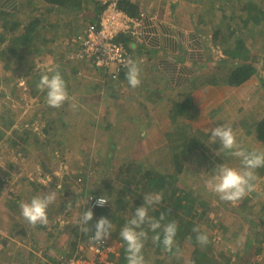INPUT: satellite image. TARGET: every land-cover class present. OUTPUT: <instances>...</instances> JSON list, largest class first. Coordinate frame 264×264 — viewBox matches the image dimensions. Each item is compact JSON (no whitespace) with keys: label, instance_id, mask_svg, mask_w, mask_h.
Returning a JSON list of instances; mask_svg holds the SVG:
<instances>
[{"label":"rangeland","instance_id":"1","mask_svg":"<svg viewBox=\"0 0 264 264\" xmlns=\"http://www.w3.org/2000/svg\"><path fill=\"white\" fill-rule=\"evenodd\" d=\"M244 1L246 0L233 3L231 0H226L224 4L225 8L221 11H217V4L218 2L221 3L217 0L208 13H204L201 8L199 9V12L208 22H210L209 19H211L212 23L216 22L220 26H224L226 22L229 21L232 25L238 28L243 25L242 20L239 19V21H237V18L234 17L230 20L229 16L230 14L235 16L236 13L239 15L243 13L239 7L243 5L242 3H244ZM209 3L210 0H206L205 5L207 4L206 6H208ZM222 11L225 15L223 17H221ZM72 15L73 13L70 12L69 15L62 20L63 23L66 24L59 29L57 28V25H55L54 28L56 29L52 30L53 34L51 32L49 33V36L52 37L53 35H56V37L59 38L62 33L58 30L67 28L66 32L68 34V32L75 28V26L86 24L89 21V18H85L83 15H78L77 18L80 17L77 19L78 24L71 23L70 25H67V21ZM30 18V14H25L23 22ZM207 23L200 25L199 28L197 26L199 29L197 32H200L207 37V44L210 51H208V64H205V71H208V74L211 76L217 72L215 71L217 66H215L214 70L211 68L214 66L212 62L218 60L219 57H223V46L211 39L213 31L211 29L212 25L211 23ZM250 24H247L248 28ZM247 26H245L246 28L243 31L238 28L237 32L240 33L242 37L246 38L249 55L255 60L254 63L257 71L250 79L238 86L231 87L226 84L219 85L215 89H212L209 87L210 85H208L204 89V92H195V101L198 102L202 108L198 109L199 112L193 123V126L197 130L199 129V131L196 130L198 133L212 129L213 124L209 117L208 109L209 107H216L219 103H223L221 108L226 107L231 113L235 111L234 108L238 106L240 107V105L241 107H244L246 103L248 108L256 103L254 110L264 112V22L255 26L251 32L247 31ZM59 40H57L54 45L56 47L55 50H52V46H47L46 43L44 44L41 41L35 43L32 42L30 45H27V48H36V50L33 49L25 58V67L17 63L18 60L7 62L8 64L6 65V61L0 58V114L2 110L9 113L10 116L13 117L12 119L14 122L10 128L3 129L4 134L2 139H0V196H6L7 192L12 190L17 191L14 186L17 184L15 179L22 173V176L27 174L33 179L37 176L35 173L40 171L35 165L39 159L37 151H39V148L42 149V147L44 149L52 148V151L54 152L52 154H54V156L52 154L50 155H52V160L57 167V178H60L63 174L69 175L70 180L67 189L71 191L70 194L73 193L77 196L71 201L72 206L66 208L69 198L64 197L68 195V192L65 187H62V180L57 179L56 182L53 183L56 193L58 191V194L61 196L59 197V200L55 202L60 215L59 219L57 217L55 220V224L53 226L51 225V232L56 233L51 236H57L61 242L64 239L66 240H64L62 245H59L61 251L52 250V253L48 252L50 255H58L62 253L63 250H66V246L68 247L70 239L67 240L69 237L65 235V232H67L69 226L78 222L82 216L83 209L86 207L85 195L89 194L87 190L89 191L90 189L95 188L101 195L106 197L107 195H110L109 193H112L113 187L118 184L116 181V177L119 173L118 165L120 162L122 164V160L127 158H139L141 162L138 163L141 166L146 168L151 167L161 171L163 164L159 159L163 157L166 159V157L170 155L168 143L171 142L167 141L169 138L166 139L165 135V129L167 128L166 119L157 116V113H165V110L169 108V103L166 106H161V103L163 102L158 101L156 106H149L148 108L144 107L142 110L138 107L140 106L139 104L137 107L132 104L127 106L131 99V101L138 102L137 98L135 100V98H133L134 95L130 94L129 99L127 98L126 101L127 105L123 102H119L121 105H117L118 107L113 108V105L105 106L106 104L109 105L111 103L108 100L101 99L100 94L96 93L97 95L95 94V97H93L95 103V116L92 112L93 109L91 108V105L89 106L88 104L90 97L87 95V92L91 87V83L96 81L100 84V86L98 85L99 87H97L100 92L102 90V82L99 78V74L96 73L97 71L92 72V69H89L87 65H84L85 62L82 61L79 62L75 60L71 61L72 63L69 64V67L74 68L77 73L76 76L74 75V78H69L72 83L71 88L68 90L71 99L65 103V106L63 105L67 110L62 111L64 109L62 106L60 108L49 107V111H46L45 107L48 105L45 101L46 97L42 98L39 95L41 92L40 90L37 93L33 92L32 90L37 88L36 85L32 84V86H29L27 81L33 71L35 73L48 74L51 72H49V70L57 65V62L62 64L68 62V53H65V47L66 45H70V42L68 44L66 42L61 44ZM38 45L42 48V51L37 50ZM229 58L230 57L227 56L225 59L229 66L224 64V69L225 67H228V69L226 68L227 70H230L231 66ZM12 67L17 68V71H13ZM207 68L213 71L207 70ZM91 73H95V78L91 76ZM228 74L229 72H224L223 77L226 79ZM217 80L219 79L217 78ZM105 84H107V81ZM152 87L154 86L152 85ZM105 88L106 87L103 89ZM96 100L97 102L101 101L103 106L98 104ZM174 100L175 98L171 99L170 102ZM236 102L238 105H233ZM72 105H75V107H72ZM123 108H127V112L132 111V113H134L133 115H130L131 118L129 122L122 120L123 118L121 117V114H118L117 116L115 115L114 117L109 114V120L114 121V124L112 128L102 132L100 131V128H97L96 126L93 127L89 122L93 119L100 120L102 116L107 115L106 113H109L114 109L124 111ZM139 109L141 110L139 111ZM145 110L146 112H149L150 116L153 118L151 125L146 122L147 115L143 112ZM47 112L49 115L53 116L54 119L62 118L64 121L69 122H67L69 124L68 127L64 130L67 137L62 135L57 137L62 139L61 143L58 141H52L49 145L43 143L44 141L42 138H44V135L41 132V128L44 124L43 114L48 115ZM159 117L162 118V120H160L161 122L154 120L155 118L159 119ZM182 119L183 117H178L177 124H180ZM233 119L230 118V120ZM249 123L250 122L247 121V124ZM84 125H86V128H89L87 131L88 136H91V139L79 142L80 133L84 130ZM0 126L2 125L0 124ZM234 127L237 129V125ZM92 128H94V131H92ZM175 129L176 132L182 131L181 125L175 126ZM99 131L101 133H99ZM46 137L51 140L52 134H50L49 137ZM12 141L20 144V154L17 152L18 146L15 148ZM37 141L39 142V145L37 144ZM113 141H115V144L113 145L114 151L109 152L108 143H113ZM254 141L255 145L258 144L256 140ZM40 142L42 144H40ZM204 144L206 147H204L205 145H203V147H196L195 151H197V153L201 151L202 154H199V156L196 157V160L188 164V170L185 169L182 173L179 172L177 180L175 179V186L177 187L178 192L192 193V195L198 197V201H201L199 208L200 212L195 220L200 224V227L203 230L208 229V226L206 225L208 220L206 219L207 216L204 214V211L208 213V217L212 218L213 224L217 225L216 227L209 229V232L213 233V239L216 242L215 245L217 250H224L226 258L229 257V261L225 260L221 264H264V240L261 243L262 250L260 253L251 254L249 260H247V255H245V251L249 247L247 244V236L249 233L253 235L255 234L257 240L264 237V225L259 226L257 223L258 217L264 218V212L258 215L256 214L259 209L257 203L264 205V171L261 172L262 168L259 169V172L257 171V174L260 177V182L259 188L256 192L251 193L236 204L221 201L218 195L212 193L206 188L205 181L214 174L216 166L219 164H225L234 168H240L241 166H235V164L230 163L229 159L226 157L218 158V156L222 155L221 152L223 150L220 148L219 144L217 145V143L212 142L211 137H209ZM59 147L61 150H58ZM261 149L262 147L260 150ZM171 151L175 152L176 150ZM49 152L50 151L48 150L46 153L48 154ZM144 157L147 158L144 159ZM35 158L38 159L34 160ZM92 167H94V169ZM12 181H15L14 185H11ZM94 181L100 185H93ZM148 190L142 187L139 190L140 192L135 194L144 195L145 193H151V191L149 190V192ZM112 195L115 198L117 197L118 200H122V198L126 197L122 193H117L116 191L113 192ZM64 201L67 203L64 204ZM139 202L140 203L136 206L129 203L124 205V201L121 202V207L123 209L121 212L118 209V212L121 213L122 218L112 223L113 228L111 229V236L106 239V252L103 253L104 256L107 257L108 254L109 257L112 253L111 251H114L113 253L115 255L118 254L116 251L117 248L122 245V242H119V239L116 238L117 234H115L114 228L118 226L119 222L127 219L129 215L134 214L137 207L143 205V197H140ZM134 204H136V202ZM151 209L152 208H149V215ZM18 210L19 209H17V212ZM19 213H21L20 210ZM221 224H224L225 228H223ZM144 228H148V226L145 225ZM8 232V228H5L4 232L0 234V239H2V237H7L8 234L6 233ZM10 236L12 240H9V243L7 242L8 254L5 257H2V259L7 261L8 264H41L49 261L51 264H56L58 258L61 257V255H64L61 254L57 256L56 260L54 257V261H51L47 257L43 260L42 256H44V253L40 251L38 252V249H34V252H30L29 257H20V251L17 249L18 245L28 247L29 244L26 245L23 241L17 243L13 240L15 239L14 235ZM234 238L238 239L237 242L233 240ZM75 241L76 245L77 243L81 244L82 250L86 252L85 254H87V256H92L91 248L89 251V248L83 244V241L81 242L80 239L78 240V238L75 239ZM0 246L2 245L0 244ZM65 253H67V251ZM144 257L146 264H179V261L183 262V264L196 263V258L192 257L191 252L185 250L183 254L180 253L178 257H171L168 254L159 255L155 250H152L149 256L146 255ZM0 264L3 263L0 262ZM115 264L121 263L115 262Z\"/></svg>","mask_w":264,"mask_h":264},{"label":"trees","instance_id":"2","mask_svg":"<svg viewBox=\"0 0 264 264\" xmlns=\"http://www.w3.org/2000/svg\"><path fill=\"white\" fill-rule=\"evenodd\" d=\"M190 1V0H187ZM193 1V0H191ZM202 1V0H201ZM217 0H210V3L208 6H204L203 10L204 13H208L209 10L214 6ZM221 3L218 2L217 4V11H221L225 8V1L226 0H218ZM233 3L241 2L243 0H231ZM256 1V2H255ZM205 3V0L203 1ZM140 0H118V5L121 7L125 12H127L130 16L137 17L140 13ZM239 7L241 9V13L235 14V16H232L230 14L229 19L231 20L232 17L237 18V21L242 20L243 25L241 27H238L241 31H243L247 26L249 25V28L247 26V31L251 32V30L258 26L259 24L264 22V0H246L244 3H242ZM105 4L100 1L95 0H42V3L38 6L31 5V18L27 21H24L23 25H20V20L18 19L17 14L15 13H9L11 16L9 18H3L4 25L2 27H5V32L8 34L6 39H2V34L0 33V58H2L4 61L11 62L12 60H18L17 63L25 67V58L28 56L29 53L32 52V50H36V48L29 49L26 46L30 45L32 42L41 41L42 43H46L47 46H52V50H55L56 47L54 46L57 40L62 44L63 42H66L67 44L70 42V45H66L65 53L68 57V62L65 64H62L60 62H57L56 66H53L51 70H49V75L53 74L55 71H59L65 80L67 84V89L69 90L72 86V83L69 78H74V75L76 76V71L74 68H70L69 64L72 63L71 61H82L85 62L84 65H87L89 69H92V72H96L99 74V78L101 79V87L102 90L99 92L98 88L100 86L99 82L96 81L94 83H91V87L89 88V91L87 92V95L90 97V100L88 102L89 106L91 105V108L93 109L92 112L95 114V107H94V101L93 97H95V94H100L101 99L108 100L111 104L105 105L110 106L113 105V108L118 107L121 105L119 102H123L126 104L127 98L129 99L130 93L129 88L131 86L123 81L122 84V75L125 74L126 68L123 70H120L116 77H112L111 73H108L106 71H102L101 68L95 66L91 60L82 59L77 60L74 57H72V54H75L78 51L79 45L74 40L76 36L81 32L85 24L77 25L75 28L70 30L67 34V28L63 30H58L62 34L59 36V38L56 37V35H53L52 37L49 36V33L52 32L54 29V26L57 25V28L64 26L62 17H59V20L52 21L51 19H48V13L50 10H56L61 9L62 12H72L74 13L71 17H69L67 21V25H70L71 23L78 24L79 18H77V14L80 16L83 15L85 18H89V23H98L99 15L102 9L104 8ZM2 11H0L1 14ZM225 16L224 12L222 11L221 17ZM210 22L207 21V19H204L203 15L199 12L197 19H196V25L198 28L200 25L204 23H211L212 25V34L211 39L213 41L217 42L218 44L222 45V53L223 57L228 56L230 57L229 62L231 64L229 74L225 80V83L231 87L238 86L244 82H246L248 79H250L257 71L255 60L251 55H249V48L247 45L246 38L242 37L240 33H238V28L232 25L229 21L226 22L224 26H220L218 23H212V20L209 19ZM68 27V26H67ZM264 31V28H263ZM48 36V37H47ZM135 38L131 36L127 32L118 33L115 36V40L121 42L129 51V53L132 55V58L135 62H137V54H144L143 48H139V45L134 40ZM135 42V43H134ZM59 43V44H60ZM135 44V45H134ZM137 45V48H136ZM205 47V45H204ZM26 48V49H25ZM39 51H42V48L37 47ZM139 48V50H138ZM143 49V50H142ZM206 49V47H205ZM141 52V53H140ZM136 53V54H135ZM145 55V54H144ZM222 57V58H223ZM226 59V58H225ZM88 63V64H87ZM13 71H17V68L12 67ZM46 74V73H42ZM95 73H91V76L94 77ZM41 73H33L30 75V78H28L29 86L36 85L39 83ZM30 79V80H29ZM107 81V84L105 82ZM99 85V86H98ZM123 85V86H121ZM106 87L105 89H103ZM33 92L37 93L39 92L38 88L32 90ZM69 92V91H68ZM191 90H188L186 92H182L178 94V97H175L174 101H171V105L166 110L165 113H157V116L164 117L166 119L167 128L165 129V135L168 142V147L170 148V155L166 157V159L161 158L159 159L160 162L163 164L162 170L153 169V168H146L141 166L138 162H141L139 158H127L122 160L118 165L119 173L117 175L116 181L118 182L117 186L113 187V190H115L117 193H122L125 195V198H122V200H118V198L114 197L112 193H109L110 195H107L108 204L104 207H95L91 210L94 213L93 221L91 222L92 225H94L101 216L108 218L111 220L112 223H114L117 220H120L122 218L121 216V202L124 201V205L126 203L138 205L140 202V197H144L143 194H135L137 192H140V188L149 189L151 193H162L163 195V201L162 203L158 205H154L150 208V216L159 219L160 214L164 213L165 219L161 221V224H167L169 222L175 221L177 224V235H176V242L179 247V251L181 254H183L184 250L189 251L192 254V257L196 258L195 264H221L225 260L229 261V257L226 258V253L224 250H217L216 248V242L213 239V233L209 232V229L216 227L217 225L213 224L212 218L208 217V213L204 211V214H206V219L208 220V223L206 225L208 226V231L203 230L200 227V224L195 220V218L199 215V208H200V202L198 201V197L195 195H192V193H185V192H178L177 187L175 186V179L177 180L179 172L182 173L185 169L188 170L187 166L190 162L196 160V157L199 156V154H202V152L195 151L196 147L205 145L204 142L211 137V129L203 132H197V130L193 123L196 120V115L198 114V109H202L200 104L196 101H194V97L191 94ZM140 97L138 98V101L143 100L142 96L143 93L140 92ZM42 98L46 97V91H41L39 94ZM97 95V94H96ZM97 97V96H96ZM98 98V97H97ZM134 98V97H133ZM46 99V98H45ZM99 99V98H98ZM132 100V99H131ZM46 101V100H45ZM97 102V100H96ZM98 104H101V101L97 102ZM117 103V104H116ZM87 104V106H88ZM223 103H219L216 107L212 108L209 107L208 114L211 119V122L213 124L212 128L220 125H228L231 126L234 133L236 134L238 142L241 144L243 148L246 150H252L253 148L264 150V112L263 111H255L256 103L253 104L250 108H248L247 103L244 107H236L234 108V112L228 111L226 107H222ZM118 105V106H117ZM148 105V104H147ZM146 105V106H147ZM233 105H238V103H234ZM65 106V104H64ZM63 106V108H64ZM103 106V105H102ZM149 106V105H148ZM247 106V107H246ZM143 108V104L141 106ZM46 111H49V106L46 105ZM97 108V107H96ZM148 108V107H147ZM119 109V108H118ZM62 110V109H61ZM67 110L64 108L62 111ZM123 111L121 110H113L109 113H106L107 115H104L101 117V119H96L89 121L93 127L100 128V131H104L107 129L112 128L114 121L109 120V114L111 116L121 114L122 120H125L126 122H129L131 116L127 112V108H123ZM132 112V111H131ZM145 112L147 115L146 119L151 125L153 122L152 116H150L149 112ZM48 114V112H47ZM44 115V124L41 128V132L44 135V138H42V141L44 144L49 145L50 142H59L61 143L62 139H59V135L67 137V134L64 132L66 127H68V123L64 121L62 118L60 119H54L51 115ZM46 115V116H45ZM156 115V114H155ZM154 120L157 122H161L162 118ZM183 117L180 124H177V118ZM237 117V118H234ZM7 118V119H6ZM13 117L10 116L9 113L2 110L0 114V139H2L4 134V128L8 129L10 126L13 125ZM233 119V120H230ZM247 121L250 122L247 124ZM87 125V124H86ZM84 125V130L82 133H80V141H87L91 139V136H88V129ZM90 125V126H91ZM181 125L182 131L176 132L175 126ZM235 125H237V129H235ZM4 126V127H3ZM92 127V126H91ZM198 128V127H197ZM94 131V128H92ZM197 130V131H196ZM99 131V133H101ZM58 133V134H57ZM52 134L51 140L47 139L46 136H50ZM41 139V138H40ZM125 139V138H124ZM126 140V139H125ZM257 141L258 144L255 145V141ZM38 142V141H37ZM217 145L219 142H215ZM12 144L17 148V152L20 154L19 148L21 147L19 143L12 141ZM39 145V142L37 143ZM40 144H42L40 142ZM115 144V141L113 143H108L109 152H113V145ZM206 147V145L204 146ZM168 148V149H169ZM50 151L48 154L47 151ZM58 150H61L60 147ZM171 150H176L175 152ZM173 152V153H172ZM54 153L52 151V148L44 149L42 147L39 148V151H37L38 157L41 158V163L44 164L46 162L51 163L52 155L54 156ZM222 155L218 156L220 157H226L229 159L230 163L235 164V166H241L240 159L237 157L232 156L229 152L223 150ZM52 154V155H50ZM54 158V157H53ZM147 157H144L146 159ZM221 161V160H219ZM230 165V164H229ZM94 169V167H92ZM259 172V169H257ZM264 171V168H262L261 172ZM140 175V176H139ZM69 176V175H68ZM67 177V181L63 183V186L67 190V194L70 195V199L68 201H73L77 196H75L71 191L67 189L68 183H69V177ZM66 179V178H65ZM91 185V184H90ZM93 185H100L99 183L93 182ZM111 187V188H112ZM97 188V186H96ZM110 190V189H109ZM148 190V191H149ZM149 191V192H150ZM89 194H95V195H101L98 193L97 189H90L87 190ZM33 194V191L31 192V195ZM135 194V195H134ZM134 195V197H133ZM136 202V204H134ZM67 203L64 201V204ZM259 206V209L257 211V215L264 212V205L261 203H257ZM85 207L83 209L84 213L88 210V208ZM238 208V207H237ZM236 208V209H237ZM118 209L120 212H118ZM119 213V215H118ZM130 218V215L127 217V219L119 222L118 226L114 228L115 234H117V239H119V242H122V245L117 248L118 254L115 255L114 253H111L109 255V259L112 261L113 264L115 262H120L121 264H127V261L125 259V248L126 244L120 237V230L122 227L126 224L127 220ZM259 218V219H258ZM257 218V223L259 226L264 225V218ZM206 220V221H207ZM79 221V220H78ZM89 225L91 228L92 225ZM199 226L200 231L203 233H206L209 237V243L206 246H201L196 241V235L197 233L193 232V228ZM223 228H225L224 224H221ZM70 227V226H69ZM80 226L78 222H76L74 225L70 227V244L74 246L75 239L78 238L83 243H86V240H88L89 237L93 234L91 231L87 234L81 233L79 230ZM145 231L148 232V239L145 241V246L143 249V255L149 256V254L152 252V250H155L157 254H168L171 257H176L175 255L171 253H167L163 249L162 244H155L153 243L151 237L155 234L153 233L149 228H144ZM254 236V237H253ZM247 244L248 248L245 251V255H247V260H249L250 255L260 253L262 250V241L264 240V237L262 239L256 238V235L249 233L247 236ZM237 242V238L233 239ZM0 244L3 246L4 244L0 240ZM7 246V243L6 245ZM223 249V248H221ZM175 251V249H174ZM31 251H28L30 253ZM4 253L7 254L8 250H4ZM44 255L46 254L45 251H43ZM71 255V254H68ZM21 257V254H19ZM238 256V255H237ZM51 261H54V259H50ZM195 260V259H194ZM222 260V261H221ZM38 264V263H37ZM41 264H51V262H43ZM179 264H183V262L179 261Z\"/></svg>","mask_w":264,"mask_h":264},{"label":"crops","instance_id":"3","mask_svg":"<svg viewBox=\"0 0 264 264\" xmlns=\"http://www.w3.org/2000/svg\"><path fill=\"white\" fill-rule=\"evenodd\" d=\"M203 1L204 0H140V36L139 39L135 38L134 40L137 45H139V48L144 49L142 50L145 55L137 54V63L141 68V84L137 88H129L131 89L129 93L134 95L135 100L136 98L138 100L141 94L140 92H142L143 100L138 102L130 100L128 105L126 102L127 106L132 104L137 107L139 104L140 106L138 107L143 110L144 107L156 106L158 101L163 102L161 106H166L168 103V106H170L172 103L170 102L171 99L178 97L179 93L188 90L192 91L191 94L195 101V92H204V89L208 85H210L209 87L212 89H215L219 85H226V79L223 77V73L230 71L227 70L228 67L224 69V64L229 66L225 60L226 56L223 58L219 57L218 60L212 62L214 66L211 68L213 70L215 66H217V68H215V71H217L216 74L211 73L212 75L210 76L208 71H205V64H208V51H210V49L207 44L206 35L197 32L199 29L197 28L195 20V13L197 19L199 9L201 8L203 10L204 8L206 0L205 3H203ZM41 3L42 0H0V11H2L0 14L1 38L6 39L8 35L5 32V27H2L4 25L3 18L7 19L11 16L9 13H15L20 20V25H23L24 15H31V5L38 6ZM79 13L81 14V12ZM68 15L69 12H62L61 9L56 8V10L49 11L48 19L56 21L59 17H62L60 20H63ZM207 70L210 69L207 68ZM217 78L219 80H217ZM122 79V84L124 81L127 85L128 81L125 74L122 75ZM152 85L154 87H152ZM142 104L143 108L141 107ZM141 109H139V111ZM128 113L130 115L134 114L132 112ZM38 158L34 159H38L35 165L40 169V171L35 173L37 176L33 179L27 174L22 176V173L15 179L17 182L16 185H14L15 181H12V183L10 182L11 185L15 186L17 191L12 190L7 192L6 196H0V234L4 232L5 228L9 230V232L6 233L8 234L7 237H2V239H0L4 244L0 246V262L3 264H8L2 257L8 254H5L4 250L7 249V246H5L6 243L12 240L10 235H14L15 239L13 240L17 243L23 241L26 245L29 244L28 247L18 245L17 249L20 251L21 256L29 257L30 253H28V251L34 252V249H38V252H46V254L42 256L43 260H45L46 257L48 259H54L55 257L56 260L57 256L61 254H64L61 256H66L78 249L76 243L74 244L75 246L70 244V226L67 232H65V235L69 237H67L69 245L68 247L66 246V250H63V252L58 255L48 254V252L52 253V250L61 251L59 245H62L64 240H66L64 239L61 242L57 236H51L56 234L51 232V227L55 224L57 217L59 219L60 215L55 203L50 205L47 210L48 224L46 226L37 225L32 227L22 217L21 213H19L22 203L30 202L33 197L44 195L48 191L56 190L53 183L56 182L57 179L62 180L61 185L67 181V177L65 176L68 175L65 174L57 178V167L53 161H51V163L46 162L42 164L41 158ZM32 191L33 194L31 195ZM58 193L57 191L56 201H58L61 196ZM64 197L70 199L68 195ZM17 209H19L18 212ZM66 251L67 253H65Z\"/></svg>","mask_w":264,"mask_h":264},{"label":"clouds","instance_id":"4","mask_svg":"<svg viewBox=\"0 0 264 264\" xmlns=\"http://www.w3.org/2000/svg\"><path fill=\"white\" fill-rule=\"evenodd\" d=\"M123 63L127 69L125 76L128 84L132 88L139 87L141 84V68L139 64L131 58ZM37 88L40 91H46V102L52 108H60L71 99L67 84L59 71H55L51 75L41 74ZM72 107H75V105H72ZM211 140L212 142L218 141L222 150L239 158L241 167L234 168L225 164L217 165L214 174L205 181L206 188L218 195L221 201L232 204H236L251 193L256 192L260 182L257 169L264 168V150L256 148L246 150L243 148L238 142L232 127L228 125L212 128ZM56 199L57 194L55 190L33 197L30 202L20 205L21 215L32 227L37 225L46 226L48 224L47 210L50 205L56 202ZM143 199V205L135 209L134 214L130 215V218L120 230V237L126 244L125 259L127 264H146L143 249L145 241L148 239V232L144 230L145 225L155 233L151 237L153 243L162 244L165 252L178 257L180 251L175 239L178 231L176 222L172 221L162 225L161 221L165 219L164 213L160 214L159 219L149 215L150 207L162 203V193H145ZM108 203L106 196L97 197L95 200L97 207H104ZM71 206L72 202L68 201L66 208H70ZM93 217V211L88 208L78 221L79 230L84 234L91 231L93 234L90 240L93 243H104L111 236L112 222L108 218L101 216L92 225ZM90 223L92 225L91 228L89 227ZM193 232L197 233L196 241L198 244L201 246L208 245L210 242L209 237L206 233L200 231L199 226L194 227ZM83 244L87 245L86 243ZM77 246L78 249L71 255L59 257L57 263L59 260L67 259L73 254L87 256L86 252L82 250L81 244L77 243Z\"/></svg>","mask_w":264,"mask_h":264},{"label":"built area","instance_id":"5","mask_svg":"<svg viewBox=\"0 0 264 264\" xmlns=\"http://www.w3.org/2000/svg\"><path fill=\"white\" fill-rule=\"evenodd\" d=\"M105 4L100 12L98 23L87 22L81 32L74 39L78 45V51L72 54L75 59H87L102 69L111 73L112 77L125 69L124 61L132 58L127 48L115 40L118 33H129L136 39L140 36L141 14L137 17L130 16L118 5V0H102ZM104 195L87 194L85 204L92 209L97 207L95 200ZM86 246L92 250V256L73 254L67 259H61L57 264H113L112 261L103 255L106 248L104 243H93L86 240ZM112 253L114 251H111ZM110 254V253H109Z\"/></svg>","mask_w":264,"mask_h":264}]
</instances>
